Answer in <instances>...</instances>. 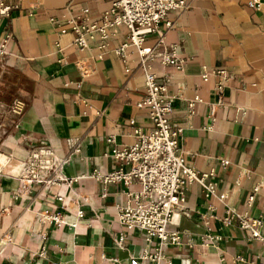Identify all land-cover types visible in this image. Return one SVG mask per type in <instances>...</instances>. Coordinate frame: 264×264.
I'll return each mask as SVG.
<instances>
[{
	"label": "crops",
	"instance_id": "obj_1",
	"mask_svg": "<svg viewBox=\"0 0 264 264\" xmlns=\"http://www.w3.org/2000/svg\"><path fill=\"white\" fill-rule=\"evenodd\" d=\"M112 1L9 0L12 9L0 15V68L26 84L18 109L0 114V264H128L158 245L156 235L118 220L126 192L140 185L94 177L120 167L104 154L107 138L132 143V118L151 126L136 105L145 95L138 51L128 47L124 61L112 50L125 39L124 27L110 49L79 51L68 24L51 19L89 7L95 20ZM189 1L164 35L165 43H178L185 65L156 58L152 68L171 76L183 154L211 189L188 187L184 210L168 226L179 240L161 245L165 257L157 264H262L261 243L221 218L236 207L264 220V0L259 8L251 0ZM155 42L151 35L146 44ZM37 153L55 157L54 168L67 159L55 183L22 179L23 164Z\"/></svg>",
	"mask_w": 264,
	"mask_h": 264
},
{
	"label": "built area",
	"instance_id": "obj_2",
	"mask_svg": "<svg viewBox=\"0 0 264 264\" xmlns=\"http://www.w3.org/2000/svg\"><path fill=\"white\" fill-rule=\"evenodd\" d=\"M249 4L259 8L262 1L251 0ZM190 6L189 0H113L111 7L95 20L91 19L89 7L67 9L59 17L51 18L52 21L68 24V28L75 33L74 44L79 51H84L94 44L103 50L110 49V42L116 35V30L124 27L127 30L125 39L112 50L124 61L127 59L126 50L130 46L136 47L139 54L145 74V95L136 105L149 117L151 126L144 129L136 125L135 119L132 118V143H118L114 136L107 138L108 149L104 154L119 161L120 167L104 175L97 171L94 174L95 178L105 183L140 185L139 189L126 192V203L117 209L118 220L128 228L144 229L147 236L156 235L159 241L154 250L145 249L140 257L131 256L128 264H157L163 259L165 253L161 245L167 241L177 243L179 240L178 233L169 231L168 226L172 223L175 213L184 210L188 187L197 182L207 190L211 189L205 183L206 174H198L183 154L180 144L183 128L173 121V103L176 95L168 92L171 76L160 75L152 68V61L156 58L163 64L178 68L185 65L186 60L176 52L178 43H165L164 35ZM12 7L9 0H0V15H8ZM172 13L174 17L171 16ZM151 35L155 36L156 42L147 45L146 41ZM9 37L7 34L4 43ZM1 48L2 53H6L5 44H2ZM203 77H207L206 72ZM222 87L220 84L217 88L221 90ZM193 103L191 101L189 106L192 107ZM78 147L79 140H76L71 149ZM55 160V157L42 159L38 153L35 154L23 164L22 179L28 183H55L58 180L53 175L56 167L66 163L67 159L61 160L54 168ZM124 166L128 169L125 170ZM258 188L257 185L252 189L250 200H253ZM221 219L226 225L237 221L242 229L249 231L251 238L261 243L264 250L262 218L249 216L236 207H228Z\"/></svg>",
	"mask_w": 264,
	"mask_h": 264
},
{
	"label": "rangeland",
	"instance_id": "obj_3",
	"mask_svg": "<svg viewBox=\"0 0 264 264\" xmlns=\"http://www.w3.org/2000/svg\"><path fill=\"white\" fill-rule=\"evenodd\" d=\"M0 114L15 111L20 105V89L25 86V80L15 71H4L0 68Z\"/></svg>",
	"mask_w": 264,
	"mask_h": 264
}]
</instances>
